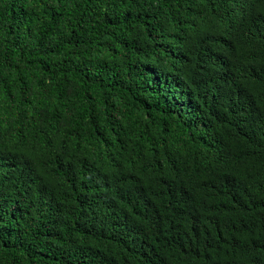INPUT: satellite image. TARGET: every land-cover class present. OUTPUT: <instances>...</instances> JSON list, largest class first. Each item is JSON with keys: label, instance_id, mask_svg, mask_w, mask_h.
Masks as SVG:
<instances>
[{"label": "trees", "instance_id": "16d2710c", "mask_svg": "<svg viewBox=\"0 0 264 264\" xmlns=\"http://www.w3.org/2000/svg\"><path fill=\"white\" fill-rule=\"evenodd\" d=\"M0 264H264V0H0Z\"/></svg>", "mask_w": 264, "mask_h": 264}]
</instances>
